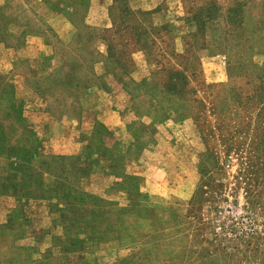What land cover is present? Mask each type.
<instances>
[{"label":"rangeland","instance_id":"obj_1","mask_svg":"<svg viewBox=\"0 0 264 264\" xmlns=\"http://www.w3.org/2000/svg\"><path fill=\"white\" fill-rule=\"evenodd\" d=\"M6 10L0 13L2 23ZM93 22L99 25L82 23L85 45L76 56L59 52L65 61L55 74L60 73L59 82L51 75L50 88L42 89L52 97L51 107L61 111L57 99L70 96L69 112L77 114L75 101L83 91L75 83L103 85L95 71L103 62L132 102L131 123L146 122L141 136L145 128L155 133L156 124H163L157 138L176 163V180L195 184L186 212L170 223L153 225L145 206V224L156 228L158 245L137 250L129 264H264V0H154L145 6L116 0ZM3 31L0 27V39L10 42ZM96 39L108 43L110 53L97 56L90 48ZM177 55L189 59L184 86L189 111L159 96L161 69H182ZM39 80L43 85L47 79ZM216 210L237 231L248 232L249 226L253 231L243 239L219 238ZM19 218L0 226V264H13V240L36 226L37 221L23 218L21 207ZM64 227L63 243L74 233ZM103 235L97 233L96 239ZM39 253L47 255L22 247L15 264H39Z\"/></svg>","mask_w":264,"mask_h":264},{"label":"crops","instance_id":"obj_2","mask_svg":"<svg viewBox=\"0 0 264 264\" xmlns=\"http://www.w3.org/2000/svg\"><path fill=\"white\" fill-rule=\"evenodd\" d=\"M114 2L0 0V13L7 9L0 27L10 39H0V226L20 219V207L27 222L37 221L13 240V264L22 247L46 251L39 264H129L137 250L158 245L143 207L151 209L153 225L187 210L195 184L176 180V163L157 138L163 124L141 136L146 122L131 123L132 102L103 62L95 65L103 85L75 83L83 91L75 115L70 96L57 99L63 106L57 111L42 90L64 68L59 52L76 56L85 45L82 23L99 25L93 21ZM90 44L97 56L106 54L102 40ZM63 227L74 231L65 243ZM97 233L104 235L97 240Z\"/></svg>","mask_w":264,"mask_h":264},{"label":"trees","instance_id":"obj_3","mask_svg":"<svg viewBox=\"0 0 264 264\" xmlns=\"http://www.w3.org/2000/svg\"><path fill=\"white\" fill-rule=\"evenodd\" d=\"M116 2V0H115ZM114 2V3H115ZM103 39V38H102ZM107 51L110 53V46L108 43L106 44ZM171 55V54H170ZM163 57V54L160 55ZM177 58L180 59L179 63L182 66V69H172L170 68H165L163 67L161 70L163 71V83H162V91H159V96L164 99L165 102H171V103H176L180 106L181 109L185 108L184 103L187 101L186 97L184 96V86L187 84L188 80V66H189V59L177 55ZM157 60V59H156ZM157 62L161 63L160 60H157ZM165 66V64H164ZM150 98V97H149ZM153 98V97H151ZM155 99V98H154ZM153 100V99H152ZM156 100V99H155ZM163 101V100H161ZM192 107L187 106L185 110L189 111ZM145 210L147 209L146 207ZM147 211V210H146Z\"/></svg>","mask_w":264,"mask_h":264},{"label":"built area","instance_id":"obj_4","mask_svg":"<svg viewBox=\"0 0 264 264\" xmlns=\"http://www.w3.org/2000/svg\"><path fill=\"white\" fill-rule=\"evenodd\" d=\"M214 213L217 214V216L214 217V232L221 239H243L249 235L250 231H253L251 226H249V228L246 227L248 232H245L247 230L237 231L232 227V224L227 223V220L220 216V211L216 210ZM232 236H234V238H231Z\"/></svg>","mask_w":264,"mask_h":264}]
</instances>
